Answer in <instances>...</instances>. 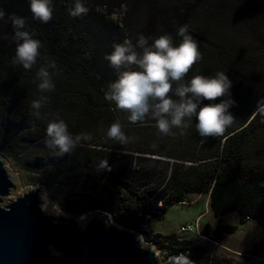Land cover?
Returning a JSON list of instances; mask_svg holds the SVG:
<instances>
[{
  "label": "trees",
  "instance_id": "16d2710c",
  "mask_svg": "<svg viewBox=\"0 0 264 264\" xmlns=\"http://www.w3.org/2000/svg\"><path fill=\"white\" fill-rule=\"evenodd\" d=\"M82 3L88 13L71 17L68 10L74 0H52L53 18L45 24L32 18L30 0H0L6 13L0 20V152L29 171V181L43 182L55 199L76 195L92 200L79 208L66 202L65 210L110 211L117 223L139 229L168 255L184 254L200 264H264V239L242 260L232 262L210 253L199 241L142 227L169 205L184 201L188 193L208 194L210 211L218 222L206 223L202 231L217 242L237 229L236 224L223 222L230 213L241 224L253 221L264 227V115L255 111L264 97V0ZM117 10L124 16L120 20L113 19ZM13 14L25 17L36 33L34 38L43 44L31 70L12 63L16 44L9 17ZM183 25L198 40L203 56L185 80L223 71L233 82L231 96L236 104L230 111L236 120L218 138L201 137L195 118L185 135L175 129V137L160 134L155 121L130 124L127 113L104 98L108 84L118 78V70L105 58L114 44L125 40L135 44L141 34L153 39L171 34L178 45L182 38L177 31ZM46 61L57 65L51 93H41L36 80ZM41 95L49 96L50 103L37 120L30 105ZM57 114L74 135L91 136L62 157L44 143L47 124ZM116 119L135 138L132 142L121 145L107 138V129ZM105 159L111 170L98 169ZM54 190L60 191L58 196Z\"/></svg>",
  "mask_w": 264,
  "mask_h": 264
},
{
  "label": "clouds",
  "instance_id": "9594fccd",
  "mask_svg": "<svg viewBox=\"0 0 264 264\" xmlns=\"http://www.w3.org/2000/svg\"><path fill=\"white\" fill-rule=\"evenodd\" d=\"M30 11L34 20L46 24L53 18L52 0H30ZM88 11L82 0H74L68 13L71 17H80ZM5 15L0 9V20ZM9 19L14 29L12 40L16 44L12 63L31 70L41 57L43 44L34 38L36 33L29 29L25 17L13 14ZM177 35L182 38L178 45L171 34L155 39L141 34L135 44L128 40L114 44L113 51L105 58L118 70V78L108 84L104 98L114 104L116 110L127 113L128 123L143 126L148 121H155L158 132L165 136L175 137V129H179V135H185L195 118L196 131L201 137H221L236 120L230 111L236 104L231 96L233 82L223 71L211 77L196 75L187 82V74L203 56L198 40L189 33L187 25L180 26ZM56 68L55 61H46L39 67L36 80L41 93L55 90ZM48 103L50 97L47 95L31 102L32 115L37 120L44 117L41 109ZM255 111L264 115V97L257 101ZM125 127L120 119H116L107 129V138L121 145L132 142L135 138L126 134ZM90 139L87 132L75 135L70 132L68 124L57 114L47 124L44 143L55 155L62 157L71 153L82 140ZM105 168L111 170L106 159L98 165V169ZM41 198L42 210L47 214L57 217L62 214L59 204L52 202L47 193Z\"/></svg>",
  "mask_w": 264,
  "mask_h": 264
},
{
  "label": "water",
  "instance_id": "95a60500",
  "mask_svg": "<svg viewBox=\"0 0 264 264\" xmlns=\"http://www.w3.org/2000/svg\"><path fill=\"white\" fill-rule=\"evenodd\" d=\"M18 184L0 156V264H161L155 247L121 228L112 214L94 209L82 218L42 210L43 185L15 195ZM191 257L171 255L162 264H192ZM195 264V263H194Z\"/></svg>",
  "mask_w": 264,
  "mask_h": 264
},
{
  "label": "rangeland",
  "instance_id": "374dc122",
  "mask_svg": "<svg viewBox=\"0 0 264 264\" xmlns=\"http://www.w3.org/2000/svg\"><path fill=\"white\" fill-rule=\"evenodd\" d=\"M123 17L124 16L122 15V11L120 10H117L116 13L113 14V19L120 20ZM0 156L3 157V159L5 160L6 167L9 169V171L15 173V178L18 184V190L15 192V195H22L21 192L23 189L40 184L44 186V191L45 193H47L49 199L52 202L58 203L61 208V212H63L64 214L68 216L82 218L81 216L83 214L92 212L91 210L82 214H76L65 210L66 202H68V205L70 206L74 205L76 208H79L83 205L91 203L92 200L83 197H78L76 195H71L70 198L66 197L67 199H65V197H59L62 199V201L60 199L57 200L52 195H50L43 182L29 181L28 179L31 176L30 172L20 167L19 163L16 160H14L12 157L3 155L2 152H0ZM75 192L76 191H74V193ZM59 193L60 191L54 190L53 195L58 196ZM208 199L209 197L206 193H188L186 194L184 201L171 204L166 208V210L162 214L150 217V219L147 221L146 228L151 232L153 231L154 233H176L179 237L191 238L193 240L199 241L200 243H203L206 246L210 253L221 256L222 258L226 257L228 259H231L232 262L242 260L245 252L252 249V247L257 241H259L260 239H264V227L253 221H247L241 224L238 221V216L235 213H230L223 218V222L236 224L237 229L235 230V232L228 234L225 239L221 242H217L215 240L213 241V239L206 237L202 231L206 223H211L213 226L218 222V220L213 216L210 211ZM69 201L73 204H71ZM195 221L197 225L199 223L200 231L197 230L183 233L180 230L181 225L193 223ZM116 224L121 228L129 229L140 234L143 239L142 245L144 247L153 245L158 251L157 259L161 264L166 262L171 256L168 255L165 251L161 250L156 244L150 242L146 238V235L144 233L138 231L139 229L128 228L122 222H116Z\"/></svg>",
  "mask_w": 264,
  "mask_h": 264
},
{
  "label": "built area",
  "instance_id": "2783aa9c",
  "mask_svg": "<svg viewBox=\"0 0 264 264\" xmlns=\"http://www.w3.org/2000/svg\"><path fill=\"white\" fill-rule=\"evenodd\" d=\"M143 229H145L146 228V225L144 224L143 226ZM180 230L183 232V233H185V232H191V231H197V230H199L200 231V229H199V223H198V225H197V223H196V221L195 222H193V223H187V224H183V225H181L180 226ZM214 241V240H213ZM151 242V241H150ZM258 242V241H257ZM153 243V242H152Z\"/></svg>",
  "mask_w": 264,
  "mask_h": 264
},
{
  "label": "bare ground",
  "instance_id": "6f19581e",
  "mask_svg": "<svg viewBox=\"0 0 264 264\" xmlns=\"http://www.w3.org/2000/svg\"><path fill=\"white\" fill-rule=\"evenodd\" d=\"M82 217V216H81ZM143 240V239H142ZM184 257H188L187 255L181 254ZM192 260V259H191ZM193 261V260H192ZM194 262V261H193ZM195 264H197L196 262H194Z\"/></svg>",
  "mask_w": 264,
  "mask_h": 264
}]
</instances>
